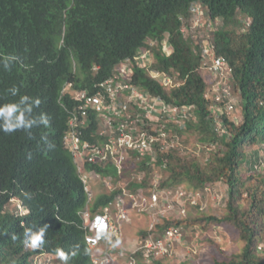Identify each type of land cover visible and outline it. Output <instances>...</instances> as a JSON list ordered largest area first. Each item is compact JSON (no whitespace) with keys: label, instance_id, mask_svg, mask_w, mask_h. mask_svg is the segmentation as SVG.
Segmentation results:
<instances>
[{"label":"trees","instance_id":"obj_1","mask_svg":"<svg viewBox=\"0 0 264 264\" xmlns=\"http://www.w3.org/2000/svg\"><path fill=\"white\" fill-rule=\"evenodd\" d=\"M193 5L202 20L195 28ZM205 33L216 56L230 65L233 92L242 105L240 121L223 114L224 135L215 132L213 101L205 97ZM167 35L173 47L169 54L164 51ZM149 40L156 42L151 46L153 67L180 84L165 89L137 67L133 82L169 103L193 106L180 133L194 130L208 145L219 144L206 163L177 153L166 155L161 184L187 182L197 191L224 182L228 188L222 217L166 218L158 231L171 224L206 228L228 223L238 229L243 248L214 264H264V248L259 250L264 243V155L259 160L264 152V0H0V61L8 55L18 57L8 69L0 63V105L27 95L41 101L33 116L49 117L47 126L0 132V264H37L43 253L54 263L59 261L57 248L69 252L75 245L78 254L68 264H92L79 216L87 195L63 143L69 96L61 92L66 82L92 90L119 63L150 47ZM13 86L19 90L15 96L9 91ZM248 147H253L252 153ZM108 199L102 195L98 203ZM44 225V244L26 246L27 229ZM147 233L143 231V237Z\"/></svg>","mask_w":264,"mask_h":264},{"label":"built area","instance_id":"obj_2","mask_svg":"<svg viewBox=\"0 0 264 264\" xmlns=\"http://www.w3.org/2000/svg\"><path fill=\"white\" fill-rule=\"evenodd\" d=\"M192 10L197 13L193 18L195 28L202 20L196 5ZM182 31L186 29L183 27ZM167 37L164 51L169 54L173 47ZM148 43L150 47L141 48L134 57L119 63L112 75L95 84L92 90L72 88V83L63 90L69 91L72 97L69 108L66 107L69 119L65 143L74 155L82 178L85 182L97 179L107 191L116 193L101 214L110 225L111 243L105 238V249L94 260L96 264H118L119 256L126 257L123 264H154L173 257L177 242L183 238V225L171 224L161 232L158 225L176 208L175 202L187 201L191 206H198L197 197H201L199 190L188 191L180 185L167 188L161 184L165 175L162 177L161 172L167 169L166 155L179 154L180 130L194 107L169 103L162 95L133 82L137 67L165 89L180 84L176 77L153 67L151 46L156 42L149 40ZM201 46V70L213 78L210 83L207 81L205 97L213 101L215 132L224 135L222 116L231 117L236 110L232 70L222 56H216L210 39H204ZM151 178L156 180L149 181ZM86 190L92 198L88 183ZM186 212L185 207V216ZM132 213L149 217L148 234L132 249L122 250L124 227L132 221ZM117 239L119 246L113 247ZM97 242L91 244L97 246ZM263 248L264 243L259 250Z\"/></svg>","mask_w":264,"mask_h":264},{"label":"rangeland","instance_id":"obj_3","mask_svg":"<svg viewBox=\"0 0 264 264\" xmlns=\"http://www.w3.org/2000/svg\"><path fill=\"white\" fill-rule=\"evenodd\" d=\"M203 11L208 13L207 8L203 7ZM208 36L201 34V38L204 40ZM203 42V41H202ZM203 77L211 82L213 79L208 73L202 72ZM236 110L231 115L235 121L241 119V100L238 95H234ZM181 147L178 150L179 155L188 159L197 158L203 163H206L208 157L211 156L215 149L219 147V144L214 142L213 145L208 142L201 140V134L194 130L186 129L181 132ZM212 146V147H211ZM253 147H248L249 153L253 152ZM259 160L264 155V152L260 154ZM251 164H246V169L249 170ZM158 170L155 169V172ZM160 173V171H158ZM162 177L164 172H161ZM155 181L156 178H151L149 181ZM163 179H161L162 181ZM186 190H194L193 185L183 182L179 184ZM172 184L166 185L165 187L170 188ZM210 190L206 187L198 189L201 192V197H197L198 206H191L189 202L184 201L182 204L176 203V208L168 213L170 219L182 220L186 217H196V215L206 214L222 217L226 212V205L228 199V188L224 182H218L215 185L210 186ZM165 196V195H163ZM246 205V203H244ZM187 209L186 216L183 214V208ZM181 208V209H180ZM184 216V217H183ZM133 222L127 223L124 227L125 235L134 238L133 243L136 239H141L143 231L149 228L150 219L147 215H139L133 213ZM183 225V238L176 244V250L174 255L167 260L160 261L162 264H214L215 261L229 260L234 255L239 253L243 248V242L240 239L238 229L231 224L224 225H209L203 228L200 224L194 225ZM128 236L125 237V241H129ZM132 243V245H133ZM125 245V244H124ZM127 246V245H126ZM263 255L262 251H259ZM170 259V260H169ZM39 260H42L40 258ZM55 264H62V262L55 261ZM51 259L43 260L40 264H54ZM159 264V263H154Z\"/></svg>","mask_w":264,"mask_h":264},{"label":"clouds","instance_id":"obj_4","mask_svg":"<svg viewBox=\"0 0 264 264\" xmlns=\"http://www.w3.org/2000/svg\"><path fill=\"white\" fill-rule=\"evenodd\" d=\"M17 59L18 57L15 55H8V56H5L3 60L0 61V63H3L4 68L8 69L11 67L12 63L16 61ZM74 67H76L75 60H74ZM68 83H72V82H66L65 85L63 86L61 93L62 95L69 96V104H71L72 97L70 95V92L69 91L63 92L65 86ZM72 88L80 89V88H76L74 84ZM9 91L11 92L12 95L15 96L17 95L19 90L18 88L13 86L11 89H9ZM40 103L41 101L39 98L33 99L27 95H22L20 96V99L15 103H6L3 105H0V132H3L5 134H10L18 130L29 131L33 126H36L38 124L47 126L49 123V117L47 116V114L41 113L38 118L33 116L34 107H39ZM69 104L67 105L65 104L64 107L69 108L68 106ZM67 124H68V120H67ZM67 129H68V125L64 132L63 143H64L65 148L70 151L73 157V160H74V163L77 169V173L83 182L84 190L87 195L86 205L81 210H79V216L82 222V229L84 230V240L91 251L92 264H96L94 260L97 258V256L100 253H102V250L105 249V245H104L105 238L109 241V243H111V235L109 234L110 225L106 220H103V218L101 217L102 216L101 214L103 212V208L106 205H108L111 200L114 199L116 193H111L107 191L101 185L100 181L97 179L90 178L89 182L84 181L81 173L79 172V168L75 161L74 155L71 149L65 143V135H66ZM87 183L88 185H90V188L93 192L92 198H90L88 191L86 190ZM25 195H28V194L26 193ZM102 195L103 196L108 195L109 199L107 200L106 203L99 204L98 198ZM19 206L22 207L20 203H19ZM21 210L22 212L24 211L23 208ZM132 216H133V213H132ZM132 222H133V219L131 222H129V224ZM46 231H47V225H44L42 227L40 226L36 228L35 230L32 228L27 229V231L25 232V236H26L25 245L28 247H32V248H37V247L42 246L45 242ZM146 231L148 232V229ZM126 236L128 235L124 236V240L122 241V244H121V247L123 248L122 250L132 249L139 241H141L144 238L142 235L141 239H136L135 242L133 243L134 238H131L128 236L129 241H125ZM93 241L95 242L99 241L95 243L98 245L93 246L91 244V242ZM119 243L120 241L119 239H117L115 244H113L112 246L117 247L119 246ZM78 250H79V245H75L73 249L70 250L69 252H65L62 248H57L55 250V255L59 258L62 264H68L69 259L71 257H75L78 254ZM85 251L87 252V249ZM40 258H42V260H39ZM125 258L126 257L119 256L117 258L118 264H123L125 261ZM46 259L50 260L51 257H49L48 254L43 253L41 256L38 257V259H36V263L40 264L43 260H46ZM157 262H160V261H157Z\"/></svg>","mask_w":264,"mask_h":264}]
</instances>
